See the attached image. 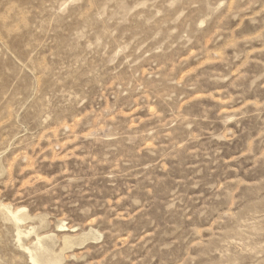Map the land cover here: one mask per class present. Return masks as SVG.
I'll return each mask as SVG.
<instances>
[{"label": "rangeland", "instance_id": "rangeland-1", "mask_svg": "<svg viewBox=\"0 0 264 264\" xmlns=\"http://www.w3.org/2000/svg\"><path fill=\"white\" fill-rule=\"evenodd\" d=\"M38 263L264 264V0H0V264Z\"/></svg>", "mask_w": 264, "mask_h": 264}, {"label": "bare ground", "instance_id": "bare-ground-1", "mask_svg": "<svg viewBox=\"0 0 264 264\" xmlns=\"http://www.w3.org/2000/svg\"><path fill=\"white\" fill-rule=\"evenodd\" d=\"M35 255V254H34ZM33 254H32V257L34 256ZM35 256H37V255H35ZM38 264H40V263H38Z\"/></svg>", "mask_w": 264, "mask_h": 264}]
</instances>
